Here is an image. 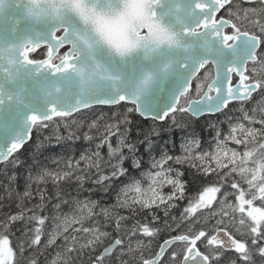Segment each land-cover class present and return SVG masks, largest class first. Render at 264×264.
<instances>
[{
  "label": "snow or ice",
  "instance_id": "obj_1",
  "mask_svg": "<svg viewBox=\"0 0 264 264\" xmlns=\"http://www.w3.org/2000/svg\"><path fill=\"white\" fill-rule=\"evenodd\" d=\"M0 166V264H264V0H0Z\"/></svg>",
  "mask_w": 264,
  "mask_h": 264
},
{
  "label": "trees",
  "instance_id": "obj_2",
  "mask_svg": "<svg viewBox=\"0 0 264 264\" xmlns=\"http://www.w3.org/2000/svg\"><path fill=\"white\" fill-rule=\"evenodd\" d=\"M105 114L107 115V110L105 109ZM212 117H201L198 121L189 120V123L191 124V127L185 126V128L182 130L178 127H173L169 125L167 128H164L161 131V137L164 142L169 141H175L177 144L185 138V134L187 133L189 136L191 134H195L197 136H203L206 141H211L210 136V129L206 126L207 122L212 120ZM143 127L145 130H147V123L143 122L141 118L134 117L133 118V125H132V131L131 136L132 138H135L136 136L140 135V129ZM50 129L48 130H42L39 135L36 133L33 134L32 141H29L25 148L21 150L20 158L22 161L27 162L28 166L31 167L33 165L39 166L41 163H46L48 166L52 167L51 160L49 157L56 156L58 153H63L64 149L67 147L71 141L68 140H61L58 143L53 141L52 143H49L45 137L49 136ZM58 131L63 133L64 135H67V133L64 131L63 124L60 125ZM160 138H158L159 140ZM79 143V142H77ZM39 145V147L37 146ZM5 179V173L3 171V166H0V186L3 185ZM20 190L23 189V182L21 181V184L19 186ZM109 196L112 197V199L115 198L114 193H109ZM106 202L107 201L106 198ZM176 211V210H174ZM162 242V240H161ZM152 248H156V244L153 243Z\"/></svg>",
  "mask_w": 264,
  "mask_h": 264
}]
</instances>
